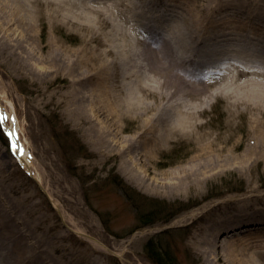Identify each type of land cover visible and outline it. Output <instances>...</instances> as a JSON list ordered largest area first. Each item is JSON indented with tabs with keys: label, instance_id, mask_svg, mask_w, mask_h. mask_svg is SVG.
Returning <instances> with one entry per match:
<instances>
[{
	"label": "rangeland",
	"instance_id": "1",
	"mask_svg": "<svg viewBox=\"0 0 264 264\" xmlns=\"http://www.w3.org/2000/svg\"><path fill=\"white\" fill-rule=\"evenodd\" d=\"M146 1L137 0L132 7L130 0H25L29 5L22 7L0 0V40L7 34L19 56L15 43L21 37L30 58L29 65H20L0 50V111L8 117L0 124L4 134L0 132V176L30 200L27 221L31 223L24 225L26 233L42 237L47 247L53 245L50 255L44 251L47 247L29 252L32 264H60L67 259L71 264H154L147 259L145 242L174 227L181 229L159 236L155 242L162 250L154 248L161 253L165 247L173 251L176 264H235L237 258L223 243L233 235L220 236L213 246L202 240L207 218L216 213L212 205L220 208L221 203L247 194L258 195L264 202V156L240 161L245 141L235 149L231 146L232 150L223 148L205 156L194 147L197 131L228 138V148L232 140L252 136V118L259 112L255 108L264 104V98L253 92L264 88V41L239 51L245 44L239 43L238 36L227 39L223 52L229 55L220 53L226 59L215 67L207 65L218 55L209 54L207 61L200 58L203 50L212 49L209 40L196 41L182 66L189 76L208 83L205 93L216 97L207 102L203 93L201 98L183 101L177 96L172 102L191 115L197 111L192 119L204 122L203 128H180L170 141L158 145L154 156L131 159L119 145L140 131L139 115L127 111L112 124L103 119L107 110L99 102L101 112L93 115L88 97L92 95L91 71L77 81L73 74L43 61L52 50L69 57L76 52L93 54L95 60L90 63L97 67L108 62L113 92L119 94L117 88L121 89L126 97L128 65L140 62L153 49L175 56L170 43L181 50L185 40L192 41L188 25L197 15L204 18L208 7L232 17L249 13L231 4L232 0L223 4V0ZM258 1L250 9L260 14L264 0ZM237 25L248 26V22L228 18L222 22L224 30ZM154 77L146 70L142 81L156 89ZM79 91L87 95L85 109L79 107ZM11 128L21 150H13L7 135ZM18 151L25 153L28 169ZM7 188L3 183L2 189ZM153 202L157 206L149 207L153 213L148 219L154 222L147 223L140 209ZM242 229L233 237L246 236ZM13 249L8 254L14 255ZM252 249L248 252L257 264H264V246ZM11 263L7 256L5 264Z\"/></svg>",
	"mask_w": 264,
	"mask_h": 264
},
{
	"label": "bare ground",
	"instance_id": "2",
	"mask_svg": "<svg viewBox=\"0 0 264 264\" xmlns=\"http://www.w3.org/2000/svg\"><path fill=\"white\" fill-rule=\"evenodd\" d=\"M30 1L33 2V0ZM152 1L148 0L146 3H151ZM8 2L13 5L21 4L22 7L23 5H25V7L29 5L25 0H8ZM224 2L225 0H223L222 4ZM215 3L216 2H214V4ZM230 3L239 6L242 10L244 9L249 13L232 17L228 16L231 13H224L226 10H222V8L221 11L224 15H221L220 12L216 14L218 12L215 13L213 12V8L208 7L207 14H205V16L203 15L205 19L197 15L188 25V33L192 36V41L185 40L181 50L177 45L170 43V46L175 50V56H173L171 52H158L153 49L144 53L140 62L136 64H127L128 70L126 69L127 73L125 74L128 81L126 84V97L122 96L124 94L121 89L117 88V90L120 91L119 94L113 92V85L109 80L108 62H104L97 67L90 63V61L95 60L93 54H88L87 52L82 54L79 52V54L76 52L74 56L69 57L52 50L43 61L48 63V65H55L56 67L66 70L68 74H73L77 77V81H83L84 77L82 75L85 74L86 76L87 72L91 71L89 76L93 78L91 79L92 95L88 96L90 100L89 110L93 115L95 114L97 116L98 112H101L100 104H102L101 106L106 107L105 110H107L105 111L106 118L104 117L103 119L112 121V124L116 117L118 119L122 118L127 111L139 115L140 131L130 135V139L123 140L124 142H122L119 147L121 152H125L126 157L130 159L136 157H152L158 149V145L170 141L178 129L184 127L202 129L204 126V122L192 119L194 116L198 115L197 111L192 112L191 115L190 112L181 108L180 103L177 102L175 105L174 102H172V98H178L177 96H180L181 101H183V98L186 97H188V99L201 98V95L207 92L208 83L189 76L185 71V67L183 68L182 66L183 60H188L186 59L188 49L198 40H200V42L209 40L208 44L212 45V49L203 50L200 58L207 61V56H210L209 54L213 57L218 55L216 56L217 60L211 59L208 61L211 62V64L207 66L214 64L215 67L221 62L219 60L226 59L219 55L220 53L226 57L229 55V52H223L225 48L223 45L227 42V39L231 40V38H236L238 36L237 39L241 40L239 43L245 44L239 48V51H245L247 46L253 48L254 45L258 46L264 41V7L261 6V10H259L260 14L250 9L252 5L257 7L259 1L250 0L248 3H245L244 0H238V2L232 0ZM128 5L136 7L137 0H130V4ZM162 11L167 13L164 8ZM227 18L231 21H247L248 26L237 25L232 28L226 27L224 30L222 22H225ZM203 19V23L200 24ZM154 23H156V20ZM193 31H195L194 34ZM9 39L10 38L6 34L2 36L0 40V50L6 54V58L13 59L20 65H29L28 62L30 58L26 57L29 56L26 53L28 49L26 50L27 46L22 42L21 37L19 38V44L15 43L16 48L22 53H20L19 56H17L15 51L11 48L8 42L10 41ZM109 50L111 49L108 48L106 50L107 54H109ZM203 63L206 62H201V64ZM242 69L237 72H242ZM146 70L149 73L155 74L153 80L157 81L156 89H151L142 81ZM245 73L258 74L257 71L250 69H246ZM94 78H96V80ZM253 92L255 95L264 98V88H254ZM78 94L76 98L78 102H80L79 107L85 109L87 106V95L81 91H79ZM127 94L131 96L127 98ZM214 97H216V95L212 92L204 94V100L207 102H210ZM93 98H98V101L96 100L94 103L91 101ZM257 105L261 107L256 106L257 108H255L258 109L259 112L254 116V119L252 118L253 122L250 128V134L252 136L250 138L244 139L242 136L235 140L231 139L232 142L230 141L231 145L228 148V138H220L218 134L210 136L207 131H197L195 133L197 144L194 146L197 154L205 156V154L212 152L219 153L223 148V151L226 149L232 150V148L235 149L241 142L245 141L246 145L244 147V152L239 157L240 161H247L252 156L259 158L263 157L264 104ZM108 125L109 124H104L103 127L108 129L110 128ZM10 130L15 132L12 128ZM11 139H14L18 143L17 134ZM227 153L231 155L229 157L233 156L231 151ZM24 154V152L21 154L18 151L17 156L28 169L26 166L28 165V161ZM3 177L4 176H0L2 179V181L0 180V186L2 184L3 188V183H5L8 185V188L5 190L0 188V264H5L7 256L9 261H12L11 264H14L15 259H18V263L16 264H32L34 262V258H30L33 253L32 250H34L35 253L39 249L47 246L42 242V237L26 233L27 228L25 227L26 229H24V225L31 223L27 221L29 209H32L30 200H26L27 197L15 191L11 181L9 179L5 180ZM9 188H11V192ZM221 204L222 207L220 208H218V204L212 205V208H216V213L214 212L213 217L207 218L208 223L204 228V237L202 240L213 246L216 245L217 239H219L220 236L224 234L234 236L236 230L244 228L241 232L247 233L246 236L240 238H238L239 236H232V238L223 241V243L225 242V248L234 255L233 257L237 258L234 260L235 264H257L248 250H254L252 249L253 247L264 246V229H260L261 226L264 228V202L260 200L258 195L247 194L239 198L235 197L228 203L223 202ZM203 211L201 213H203ZM239 247L245 248L247 251ZM12 248H14V255L8 254L12 252ZM52 250V243L44 249L46 255L52 254ZM29 252L32 253L30 254ZM60 264H71V262L70 259H67Z\"/></svg>",
	"mask_w": 264,
	"mask_h": 264
},
{
	"label": "trees",
	"instance_id": "3",
	"mask_svg": "<svg viewBox=\"0 0 264 264\" xmlns=\"http://www.w3.org/2000/svg\"><path fill=\"white\" fill-rule=\"evenodd\" d=\"M0 132H1L2 136H4L3 131H1V129H0ZM122 190L125 191L124 193L128 192V190L125 187H123ZM144 205H145L146 209H140V211L143 212L141 215V217L143 218V221H148L147 223L154 222L153 218L148 219L151 217L150 215L153 213V211H149V209H150L149 207H156L157 204H155L153 202V203H148V204H144ZM169 218H167V219L164 218V219L168 220ZM180 229L181 228H175V227L174 228H167V229H164L163 231L157 233L156 236L150 237L144 244V247L147 250L146 251L147 252V254H146L147 259L154 264H176L177 261H176V257L173 256V254H175L173 251L171 252L170 250L167 249V247H165L161 253V251L156 250L154 248V246H156V247L160 248V250H162V248L159 246L160 244L155 242L156 239L161 235H165L166 233L170 234L171 232L173 233L175 231H179ZM183 230L186 231L187 228H183ZM156 244H158V245H156ZM169 252L172 253V255Z\"/></svg>",
	"mask_w": 264,
	"mask_h": 264
},
{
	"label": "snow or ice",
	"instance_id": "4",
	"mask_svg": "<svg viewBox=\"0 0 264 264\" xmlns=\"http://www.w3.org/2000/svg\"><path fill=\"white\" fill-rule=\"evenodd\" d=\"M7 119H8L7 114L2 112V111H0V124H3ZM15 119H16L15 116H13L12 120H15ZM7 135L11 139V138H13L16 135V133L11 131V130H9L7 132ZM12 146H13V150L14 151L22 149V146L19 145L14 139L12 140Z\"/></svg>",
	"mask_w": 264,
	"mask_h": 264
}]
</instances>
